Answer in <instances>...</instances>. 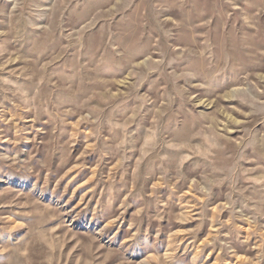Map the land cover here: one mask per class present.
Instances as JSON below:
<instances>
[{"label":"rangeland","instance_id":"obj_1","mask_svg":"<svg viewBox=\"0 0 264 264\" xmlns=\"http://www.w3.org/2000/svg\"><path fill=\"white\" fill-rule=\"evenodd\" d=\"M0 264H264V0H0Z\"/></svg>","mask_w":264,"mask_h":264}]
</instances>
